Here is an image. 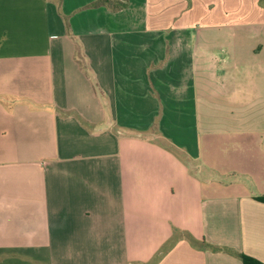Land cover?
<instances>
[{"label": "crops", "instance_id": "0c3cea01", "mask_svg": "<svg viewBox=\"0 0 264 264\" xmlns=\"http://www.w3.org/2000/svg\"><path fill=\"white\" fill-rule=\"evenodd\" d=\"M93 1L0 0V264H264V0Z\"/></svg>", "mask_w": 264, "mask_h": 264}, {"label": "trees", "instance_id": "16d2710c", "mask_svg": "<svg viewBox=\"0 0 264 264\" xmlns=\"http://www.w3.org/2000/svg\"><path fill=\"white\" fill-rule=\"evenodd\" d=\"M101 7H105L108 10H110L111 12H119V11L125 10L129 7V0H95V1L85 5L83 7H81L79 10L95 9V8H101ZM58 10H59V13L61 14V16L63 17L64 21H65L67 33L71 34V27H70V23H69L70 17L62 14L61 0H59V2H58ZM78 61L80 62L83 70H86V66L83 62V57L80 54L78 55ZM258 200L260 202L264 203V198H258ZM203 244H205V243H203ZM225 250L232 252L235 255H237L241 259L243 264H263L262 262L254 259L252 257L246 256L244 254L237 253V252L230 250V249H227V248Z\"/></svg>", "mask_w": 264, "mask_h": 264}, {"label": "rangeland", "instance_id": "374dc122", "mask_svg": "<svg viewBox=\"0 0 264 264\" xmlns=\"http://www.w3.org/2000/svg\"><path fill=\"white\" fill-rule=\"evenodd\" d=\"M88 74H89L90 84L96 90V86H97L96 78L91 70H88Z\"/></svg>", "mask_w": 264, "mask_h": 264}]
</instances>
